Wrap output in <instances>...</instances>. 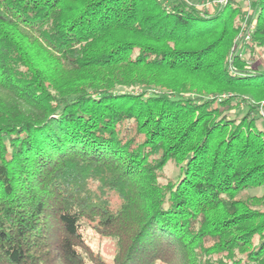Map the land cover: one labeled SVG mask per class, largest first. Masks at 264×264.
<instances>
[{"label": "trees", "instance_id": "trees-1", "mask_svg": "<svg viewBox=\"0 0 264 264\" xmlns=\"http://www.w3.org/2000/svg\"><path fill=\"white\" fill-rule=\"evenodd\" d=\"M243 2L0 0V264H264V65L240 52L264 0Z\"/></svg>", "mask_w": 264, "mask_h": 264}, {"label": "rangeland", "instance_id": "rangeland-1", "mask_svg": "<svg viewBox=\"0 0 264 264\" xmlns=\"http://www.w3.org/2000/svg\"><path fill=\"white\" fill-rule=\"evenodd\" d=\"M193 4H196L197 6H199L202 3H207L209 4L208 6V10H212L215 7H221L223 5H215L213 6L212 4H214V2H212V0H188ZM242 2V4H244L243 0H240ZM211 4V5H210ZM243 11L244 14L243 16L245 17L246 14H248V7L245 6L243 7ZM248 20V18H247ZM240 30V29H239ZM238 35V34H237ZM237 35L235 37L236 40V46L232 48V51L229 55V59L230 62H232V57L235 54L236 51V47L238 46V40ZM242 47V46H241ZM241 47H239V49H241ZM244 49V48H243ZM241 52V56L243 58H245L247 61H255L256 63H260L259 64V68H261L264 65V50H257L255 52L254 57H250L246 52L240 51ZM123 87H121L122 89ZM127 90H133V91H137V89L135 88H124ZM222 97V98H221ZM231 97L234 102L237 103L236 106L231 107L228 111L227 114L229 117H239L242 116L244 113H246V111L248 110L249 106L247 104L248 98L244 95L241 94H237L234 92H223L220 93L217 98H228ZM262 101H264V97L260 98L258 100H251L249 99V102L253 105H255L254 110L250 113V117L253 118V126L255 129L261 130L264 132V117H262L259 114V107L262 103ZM178 173V168L177 166L174 164L173 161H168L163 169H162V175L161 178L166 179V178H175L176 175ZM245 193L250 194V195H260L262 193H264V184L260 187H256V188H248ZM85 231H86V241L89 244V246L96 252H98L100 254V256L106 261V262H110L111 261V257L114 253V242L111 238L106 237V236H102L99 235L97 233H95L93 230L89 229L88 226H85Z\"/></svg>", "mask_w": 264, "mask_h": 264}, {"label": "built area", "instance_id": "built-area-1", "mask_svg": "<svg viewBox=\"0 0 264 264\" xmlns=\"http://www.w3.org/2000/svg\"><path fill=\"white\" fill-rule=\"evenodd\" d=\"M212 2H214V4H212L213 6H215V5L221 6L226 2V0H212ZM208 6H209V4H207V3H202L199 5V7L205 11L208 10ZM247 18H248V14H246L245 19L241 24L240 30H239L237 38H236L238 40V46L236 47V51L238 50L239 46L242 43L249 41L251 39V35H252L253 29H254V23L252 21L247 20ZM236 51H235V53H236ZM230 67L232 69V63L231 62H230ZM259 114L262 117H264V101H262V103L259 107Z\"/></svg>", "mask_w": 264, "mask_h": 264}]
</instances>
